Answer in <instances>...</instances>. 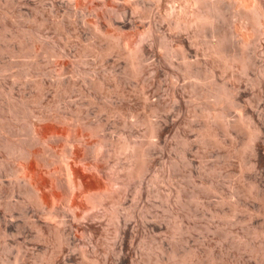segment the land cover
I'll use <instances>...</instances> for the list:
<instances>
[{
  "label": "rangeland",
  "instance_id": "rangeland-1",
  "mask_svg": "<svg viewBox=\"0 0 264 264\" xmlns=\"http://www.w3.org/2000/svg\"><path fill=\"white\" fill-rule=\"evenodd\" d=\"M202 2L0 0V264H264V0Z\"/></svg>",
  "mask_w": 264,
  "mask_h": 264
},
{
  "label": "bare ground",
  "instance_id": "bare-ground-1",
  "mask_svg": "<svg viewBox=\"0 0 264 264\" xmlns=\"http://www.w3.org/2000/svg\"><path fill=\"white\" fill-rule=\"evenodd\" d=\"M130 1V0H129ZM168 1V0H167ZM178 1H180V0H178ZM182 1V0H181ZM185 2H187V4L189 3H193V4H195L194 5V9L193 8H191V9H193L192 11H191V13H190V16H189V18L188 19H185V21H183V20H181V19H176V25H177V28L179 27V26H185V27H187L188 25L190 26V25H192V24H195V25H197V27L199 28H204L205 26H207V25H213V24H215L214 23V17H215V15H216V11H217V6H215V4H209L208 6H205L204 5V2H202L203 0H184ZM226 1V0H225ZM236 1H238V0H236ZM245 1V0H244ZM255 1V0H254ZM232 2V1H231ZM181 3V2H180ZM207 3V2H206ZM205 3V4H206ZM223 3H225V2H223ZM235 3V2H234ZM239 3V2H238ZM242 3H244V2H242ZM242 3H240V4H242ZM203 4V5H202ZM229 4V3H228ZM248 4V3H247ZM253 4H254V6H252V7H250V8H248V9H250L251 11H249L248 13H250L253 17H254V19L256 20V22H257V24L259 23V24H262V23H264V11L261 9V5L259 6V5H255V3L253 2ZM252 4V5H253ZM258 4V3H257ZM181 5V4H180ZM218 5V4H217ZM224 5V4H223ZM187 6V5H186ZM228 7H229V5H227ZM235 6V5H234ZM233 6V7H234ZM173 7V6H172ZM219 7H221L222 8V6L220 5ZM224 7V6H223ZM239 7H240V5H239ZM243 7V6H242ZM241 7V8H242ZM167 8V7H166ZM169 8V7H168ZM174 8V7H173ZM183 8H184V6H183ZM170 9V8H169ZM172 9V8H171ZM179 9V8H178ZM189 9V8H188ZM223 9H225V8H223ZM230 9V8H229ZM236 9V8H235ZM238 9V8H237ZM243 9L245 10V8L243 7ZM166 10V9H165ZM164 10V12H166ZM174 10V9H173ZM181 11V10H180ZM185 11V10H184ZM224 11V10H223ZM226 11V10H225ZM239 11H241L240 9H239ZM247 11V10H246ZM245 11V15L247 16L248 14H247V12ZM168 12V11H167ZM171 12V11H170ZM183 12V11H182ZM235 13H236V11H234ZM243 12V11H242ZM171 13H173V11L171 12ZM184 13V12H183ZM228 13H229V11H228ZM181 14V13H180ZM166 15V14H165ZM164 15V16H165ZM170 15V14H169ZM186 15V14H185ZM184 15V16H185ZM221 15H223V13L221 14ZM225 15V14H224ZM235 15V14H234ZM244 15V14H243ZM244 15V16H245ZM229 16V15H228ZM231 16V15H230ZM176 17V16H175ZM217 17V16H216ZM177 18H179V17H177ZM182 18V17H181ZM184 18V17H183ZM182 18V19H183ZM186 18V17H185ZM219 18V17H218ZM222 18V17H221ZM232 18V17H231ZM217 19V18H216ZM246 19V18H245ZM248 20V19H247ZM170 21H172V20H170ZM169 21V22H170ZM230 21V20H229ZM219 22V21H218ZM234 22V21H233ZM237 22H238V20H237ZM250 22V21H249ZM222 23V22H221ZM230 23V22H229ZM219 24H220V22H219ZM232 24V23H231ZM215 25H217V24H215ZM215 25H213L212 27H214ZM224 25V24H223ZM228 25V24H227ZM235 25V24H234ZM241 25V24H240ZM246 25V24H245ZM95 26V25H94ZM218 26V25H217ZM216 26V27H217ZM222 26V25H221ZM232 26V25H231ZM244 26V25H243ZM248 26H249V24H248ZM264 26V25H263ZM97 27V26H96ZM192 27V26H191ZM237 27H240V26H237ZM181 28V27H180ZM193 28H195V27H193ZM219 28V27H218ZM224 28V27H223ZM245 28V27H244ZM243 28V29H244ZM94 29V28H93ZM197 29V28H196ZM195 29V30H196ZM228 29V28H227ZM226 29V30H227ZM237 29V28H236ZM174 30V29H173ZM176 30V29H175ZM174 30V31H175ZM201 30H203V29H201ZM207 30V29H206ZM210 30V29H209ZM220 30V29H219ZM218 30V31H219ZM247 30V29H246ZM103 31V30H102ZM178 31V30H177ZM187 31V30H186ZM217 31V30H216ZM224 31V30H223ZM230 31V30H229ZM243 31V30H242ZM99 32V31H98ZM148 32V31H147ZM180 32V31H179ZM197 32V31H196ZM212 32H213V30H212ZM221 32V31H220ZM232 32V31H231ZM94 33V32H93ZM114 33V32H113ZM187 33V32H186ZM192 33H193V31H192ZM198 33V32H197ZM214 33H215V29H214ZM213 33V34H214ZM217 33V32H216ZM215 33V34H216ZM223 33V32H222ZM211 34V33H210ZM219 34V33H218ZM217 34V35H218ZM224 34V33H223ZM227 34V33H226ZM104 35V34H103ZM108 35H110V33L108 34ZM117 35H119V34H117ZM144 35V34H143ZM97 36V35H96ZM100 36V35H99ZM111 36H113L114 37V35H111ZM120 36V35H119ZM126 36V35H125ZM198 36V35H197ZM203 36V35H202ZM216 36V35H215ZM224 36H226V35H224ZM223 36V37H224ZM232 36V35H231ZM105 37V36H104ZM117 37V36H116ZM194 37V36H193ZM196 37V36H195ZM204 37V36H203ZM218 37V36H217ZM223 37H221V38H219L218 37V39L216 40V37H215V40L212 42L211 40V42L209 43V47H208V50H209V52L211 53V54H213L214 56H216V58H218V59H220V60H223V62H224V64L226 65V67L227 66H232L234 63H236V61H238V57H236V54L234 55V53L232 52H227L226 51V48L225 47H227V45L225 46L224 45V43H225V40H224V38ZM102 38V37H101ZM228 38V37H227ZM232 38H233V36H232ZM244 38H245V36H244ZM117 39V38H116ZM241 39V38H240ZM108 40V39H107ZM113 40V39H112ZM122 40V39H121ZM131 40V39H130ZM129 40V41H130ZM247 40V39H246ZM198 41V40H197ZM240 41V40H239ZM122 42V41H121ZM132 42V41H131ZM205 42V41H204ZM204 42H202V43H204ZM243 43H244V41H242ZM246 42V41H245ZM248 42V41H247ZM115 43V42H114ZM201 43V42H200ZM231 43V42H230ZM233 43H234V40H233ZM106 44V43H105ZM118 44V43H117ZM120 44V43H119ZM128 44V43H127ZM130 44V43H129ZM133 44V43H132ZM241 44V43H240ZM247 44V43H246ZM124 45V44H123ZM205 45V44H204ZM238 45V44H237ZM110 46V45H109ZM108 46V47H109ZM116 46V45H115ZM119 46V45H118ZM128 45H126V47H127ZM135 46V45H134ZM232 46V45H231ZM236 46V45H235ZM239 46V45H238ZM244 46V44L242 45V47ZM246 46V45H245ZM105 47V46H104ZM120 47V46H119ZM130 47V46H129ZM133 47V46H132ZM132 47L128 50V48H127V50L128 51H126L125 49H123V50H125L126 52H127V54H131L132 56H134V59H135V61H138L139 59V57L137 56V54H135L136 52V50L135 51H133V49H132ZM203 48H204V46H202ZM113 48H114V46H113ZM135 48V47H134ZM142 48V47H141ZM183 49V48H182ZM244 49V48H243ZM169 50V49H168ZM233 50H234V47H233ZM124 51V52H125ZM203 51H205V50H203ZM250 51V50H249ZM253 51V50H252ZM125 52V53H126ZM135 52V53H134ZM144 52V51H143ZM168 52V51H167ZM236 52H237V50H236ZM242 52V51H241ZM245 52V51H244ZM105 53V52H104ZM103 53V54H104ZM189 53V52H188ZM247 53V52H246ZM250 53V52H249ZM135 54V55H134ZM196 54V53H195ZM242 54H243V52H242ZM245 54V53H244ZM244 54H243V56H244ZM130 55V56H131ZM247 55V54H246ZM138 57L137 58V60H136V57ZM140 56V55H139ZM246 57V56H245ZM214 58V57H213ZM216 58H215V60H216ZM247 58V57H246ZM132 60V59H131ZM219 60V61H220ZM186 61V60H185ZM216 62V61H215ZM135 63V62H134ZM137 64L138 65H140V62L138 61L137 62ZM213 64V63H212ZM223 64V63H222ZM134 64H132V66H133ZM234 65H236V64H234ZM137 66V65H136ZM213 66V65H212ZM215 66V65H214ZM223 66V65H222ZM138 67V66H137ZM233 67V66H232ZM193 68V67H192ZM229 68V67H228ZM134 69V68H133ZM209 69V68H208ZM208 69H207V71H208ZM212 69V68H211ZM137 70V69H136ZM135 70V71H136ZM196 71V70H195ZM203 71V70H202ZM204 71H206V70H204ZM210 71V70H209ZM208 71V72H209ZM235 71V70H234ZM205 74V73H204ZM207 74V73H206ZM194 76H192V78H193ZM195 78V77H194ZM197 78H199V77H197ZM196 79V78H195ZM199 79H201V78H199ZM205 79V78H204ZM214 80V79H213ZM198 81H200V80H198ZM202 81V80H201ZM200 81V82H201ZM196 82V81H195ZM201 84H202V82H201ZM200 85V84H199ZM209 86V85H208ZM212 86V85H211ZM210 86V87H211ZM215 86V85H214ZM213 86V87H214ZM203 87V86H202ZM220 88V87H219ZM206 89H208L207 87H206ZM207 91V90H206ZM208 91H209V89H208ZM213 93H214V95H215V97L217 98V99H219L220 98V96H221V89H215V88H212V90H211ZM226 92V91H225ZM208 93V92H207ZM212 93V94H213ZM204 94H206V93H204ZM207 95V94H206ZM207 96H209V95H207ZM213 98V97H212ZM227 99V98H226ZM231 100V99H230ZM234 101V100H233ZM233 101H231V102H233ZM213 104H214V102H213ZM217 104V103H216ZM215 104V105H216ZM233 104V106H234V103H232ZM215 105H213V106H215ZM229 105H231V104H229ZM235 105H236V103H235ZM211 110V109H210ZM213 110V109H212ZM218 110V109H217ZM216 110V111H217ZM11 111V110H10ZM215 111H213V113H214ZM219 112V111H218ZM222 113V112H221ZM220 114V113H219ZM240 116V115H239ZM212 118V117H211ZM240 118H241V116H240ZM244 118V117H243ZM242 118V119H243ZM234 121V120H233ZM241 122H242V120H240ZM215 122V121H214ZM232 122V121H231ZM222 123V122H221ZM243 123V122H242ZM245 123V122H244ZM248 123V122H247ZM250 123V122H249ZM249 123L248 124H246V126H248L249 125ZM219 124V123H218ZM228 124H229V122H228ZM234 124V123H233ZM241 124V123H240ZM33 125V124H32ZM152 125V124H151ZM154 125V124H153ZM243 125V124H242ZM245 125V124H244ZM210 126H211V124H210ZM34 126H32V132L33 131H35V129L33 128ZM36 127V126H35ZM212 127V126H211ZM244 127V126H243ZM151 128H152V132H154L155 133V127H153V126H151ZM208 128H210V127H208ZM254 128V127H253ZM10 129V128H9ZM247 129H249L248 127H247ZM252 129V128H251ZM258 129V128H257ZM256 129V130H257ZM254 130V129H253ZM158 131V130H157ZM251 132V131H250ZM213 133V132H212ZM35 134V133H34ZM84 134V133H83ZM252 135L253 134H255V131H252V133H251ZM156 135V134H155ZM103 136V135H102ZM153 136V135H152ZM257 136V135H256ZM34 137H36V135H34ZM81 137V136H80ZM105 138V137H104ZM75 139V138H74ZM97 141V140H96ZM150 141V140H149ZM214 141V140H213ZM251 141V140H250ZM123 142V141H122ZM151 142V141H150ZM156 143V142H155ZM84 144V143H83ZM142 144V143H141ZM76 145V144H75ZM78 145V144H77ZM92 144H90V147H92L91 146ZM104 145H105V139H101V140H99V141H97V142H95V144L93 145V148L92 149H94V150H96V151H102V149H103V147H104ZM139 145L140 144H138V143H136V142H124V143H122V145H120V147H121V150L122 149H129L133 154H136V156H138V154H139V152H140V148H139ZM10 146V148H11V151L12 152H14V153H19V154H34V152L29 148V146L28 145H26L24 142L23 143H18V144H10L9 145ZM143 146V145H142ZM140 147H141V145H140ZM119 150V149H118ZM76 151V150H75ZM78 152V151H77ZM81 152V151H80ZM122 152H123V150H122ZM148 153V152H147ZM103 154V153H102ZM141 154V153H140ZM100 155V154H99ZM142 155V154H141ZM79 156V155H78ZM136 158V157H135ZM101 159V158H100ZM145 159V158H144ZM152 159V158H151ZM148 160V159H147ZM146 160V161H147ZM142 161V160H141ZM144 161V160H143ZM77 162V161H76ZM136 163V162H135ZM144 163V162H143ZM150 163V162H149ZM136 165V164H135ZM77 167V166H76ZM134 167H136V166H134ZM143 167V166H142ZM148 167V166H147ZM29 168H31V167H29ZM73 168V167H72ZM139 168V167H138ZM71 169V168H70ZM24 171L25 173H26V175L28 176L27 178H29L30 177V179L31 178H33V170L32 169H29V170H27L26 168L24 169V167H18V169L16 170V172H19V171ZM72 170V169H71ZM137 170V169H136ZM81 172H82V170H81ZM71 172H69V174H70ZM40 174V173H39ZM72 174V173H71ZM70 174V175H71ZM36 176V175H35ZM74 176V175H73ZM72 176V179H71V182H72V186H75V187H78V188H80L81 186H83L84 187V190L85 191H87V192H90L93 188H95V187H98V185H96V182H95V184H90V183H88L87 182V180L84 178V177H82L78 172H76L75 171V176L73 177ZM132 177V176H131ZM67 178H68V176H67ZM69 178H71L70 176H69ZM92 178V177H91ZM37 179V178H36ZM88 180H89V177H88ZM28 181H29V184H31V185H33L32 184V182H30V180L28 179ZM27 181V182H28ZM26 182V183H27ZM70 182V183H71ZM22 183V182H21ZM35 183V182H34ZM41 183V182H40ZM98 184V183H97ZM22 185V184H21ZM42 186V185H41ZM23 187V186H22ZM32 187V186H31ZM40 187V186H39ZM101 187V186H100ZM42 188V187H41ZM43 188H44V186H43ZM77 188V189H78ZM102 188V187H101ZM37 189V188H36ZM40 189V188H39ZM45 189V188H44ZM34 190V189H33ZM76 190V189H75ZM98 192V191H97ZM108 192H109V190H108ZM116 192V191H115ZM32 193V192H31ZM44 193V192H43ZM49 193V192H48ZM88 194V193H87ZM96 195L97 196H95L94 198H95V200H98V201H100V202H102V198L103 197H105V195H106V192L104 191V189H103V191H100V192H98V193H96ZM44 196V195H43ZM51 196V195H50ZM55 196V195H54ZM86 196V195H85ZM90 196V195H89ZM37 197V196H36ZM84 197V196H83ZM45 198V197H44ZM91 198V197H90ZM110 198H111V196H110ZM118 198V197H117ZM55 199V198H54ZM54 199H52L53 201H54ZM61 199V198H60ZM59 199V200H60ZM64 199V198H63ZM78 199H80V196H79V198ZM43 199H41L40 198V196H38V199H37V202L39 203V204H42V201ZM51 200V199H50ZM67 200V199H66ZM92 201V200H91ZM121 201V200H120ZM86 202H87V200H86ZM77 203V202H76ZM97 202H95V204H96ZM120 203V202H119ZM119 203H117V204H119ZM89 204V203H88ZM87 204V205H88ZM94 204V205H95ZM54 205V204H53ZM58 205V204H57ZM99 205V204H98ZM44 206V205H43ZM92 206V205H91ZM55 207H57V206H55ZM53 209H55V208H53ZM97 209V208H96ZM118 209V208H117ZM43 210H44V207H43ZM55 210H57V209H55ZM104 211V210H103ZM66 212V211H65ZM60 213H61V211H60ZM81 213V212H80ZM104 213V212H103ZM53 215V214H52ZM26 216V215H25ZM56 216H58V215H56ZM78 216V215H77ZM89 216V215H88ZM116 216H119V215H116ZM89 219V218H88ZM89 221V220H88ZM119 229V228H118ZM58 236H60V237H58V239H59V244H60V246H61V244H62V242L64 241V239H62V237H61V235L59 234ZM63 238H64V236H63ZM66 241V240H65ZM58 246V245H57ZM260 249V248H259ZM187 251V250H186ZM261 251V250H260ZM177 253V252H176ZM191 253V252H190ZM264 253V252H263ZM179 254V253H178ZM182 254V253H181ZM184 254V253H183ZM182 254V255H183ZM186 254V253H185ZM185 254H184V256H185ZM177 255V254H176ZM181 255V256H182ZM171 257V256H170ZM179 258V257H178ZM89 259V258H88ZM191 259V258H190ZM159 260V259H158ZM163 261V260H162ZM180 262V261H179ZM110 264V263H109ZM159 264V263H158ZM162 264V263H161Z\"/></svg>",
  "mask_w": 264,
  "mask_h": 264
}]
</instances>
